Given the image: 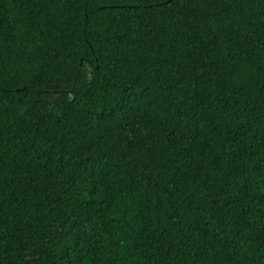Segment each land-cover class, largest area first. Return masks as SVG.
Returning a JSON list of instances; mask_svg holds the SVG:
<instances>
[{"label": "trees", "instance_id": "obj_1", "mask_svg": "<svg viewBox=\"0 0 264 264\" xmlns=\"http://www.w3.org/2000/svg\"><path fill=\"white\" fill-rule=\"evenodd\" d=\"M0 264H264V0H0Z\"/></svg>", "mask_w": 264, "mask_h": 264}]
</instances>
